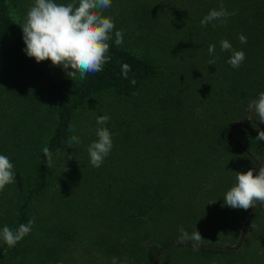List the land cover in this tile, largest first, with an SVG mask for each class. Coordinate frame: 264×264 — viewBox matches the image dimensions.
I'll list each match as a JSON object with an SVG mask.
<instances>
[{"label":"rangeland","instance_id":"1","mask_svg":"<svg viewBox=\"0 0 264 264\" xmlns=\"http://www.w3.org/2000/svg\"><path fill=\"white\" fill-rule=\"evenodd\" d=\"M8 1L13 20L22 24L33 0ZM131 1L112 0V7L104 15L113 17L116 30L123 32V46L135 48L149 57L158 65L159 74L130 99L100 95L76 113L72 127L75 132L71 136L79 137L80 143L73 146L67 143L53 159L51 184L41 199L33 204V213L39 222L50 227L63 224L74 228L81 236L69 255L56 264H109L100 248L97 250L90 241L103 235L106 238L112 236L116 225L110 214L112 198L118 195L119 186H127L125 181L131 180L132 176L136 179L141 165L142 171L146 172L152 161H168L170 165L163 171L159 165L154 166L156 175L159 173V182L177 186L187 177L201 174L199 170L194 172L185 167V162L199 157L191 156L195 143L189 138L202 131L204 134L208 126L218 120H224L226 124H243L257 132L264 130V124H259L254 112L248 109V103L264 91V0H139L150 6L153 16L158 15L159 20H163L164 26L157 28L156 34H150L145 28L136 30L128 26L131 22L125 17H116L117 10L131 9ZM221 3L229 13L235 14L229 16L226 23L213 21L202 27L200 20L210 10H218ZM138 19L144 25L147 23L144 17ZM158 32L160 37H157ZM147 33L150 36L146 37ZM139 34L142 39L138 43ZM241 34L247 38V43L243 44L251 46L247 48L251 51L238 68H233L227 63L231 53L220 50V41L226 39L233 49L241 50L243 44L238 39ZM209 44L215 45L212 56L208 53ZM213 58L215 63L209 65L208 61ZM40 64L56 75L66 76L61 67L53 66L50 61ZM245 66L261 68L260 73L250 75L251 89L257 94L229 106L225 102V83L232 69L240 70ZM225 108L229 110L227 116L223 113ZM102 115L110 117L105 127L124 118L130 123L128 134L131 139L113 143L103 164L96 168L89 162L87 147L97 138L91 130L97 126L96 118ZM235 136L244 148L251 151L243 136ZM256 160L260 161L259 167L264 165V156ZM249 168L258 170L253 163L232 169L229 165L221 167L214 174L216 180L209 185L190 192L185 190L175 199L180 214L168 215L158 221L151 230L152 234L142 242V249L147 251L152 245L159 247L163 242H169L170 247L159 254L158 264H264V206L259 203L255 207V219L250 223L242 245L234 253L194 251L191 242L177 243L178 227L183 226L189 233L198 229L204 237L203 246L235 247L250 209L246 212L232 210L224 205L223 198L234 185L236 172ZM230 227L236 229L230 232ZM120 239L125 241L124 237Z\"/></svg>","mask_w":264,"mask_h":264},{"label":"trees","instance_id":"2","mask_svg":"<svg viewBox=\"0 0 264 264\" xmlns=\"http://www.w3.org/2000/svg\"><path fill=\"white\" fill-rule=\"evenodd\" d=\"M8 2L0 0V155H6L14 165L16 182L0 191V228L7 225L15 229L20 223H27L30 219L33 220V228L15 247L9 248L0 241V264H56L69 255L81 236L74 228L63 224L50 227L39 222L33 213V204L46 193L52 179V166H47L43 147H49L54 159L71 137L70 129L76 113L88 101L100 95L130 99L158 76L159 67L135 48L116 46L113 37L109 42L110 60L104 65L103 71L88 75L83 81L56 75L24 53L21 23L13 20ZM131 2V9L125 7L121 11L117 10L116 17H125L126 21L131 22L128 26L140 31L145 28L150 34H156V29L164 26L158 15L150 13L147 3H140L139 0ZM138 17H144L147 23L144 25ZM149 33L146 37L150 36ZM157 37H160L159 32ZM137 39L139 43L141 34ZM249 47L251 46L243 44L241 50L245 55L250 54L251 50L247 49ZM125 63L131 68L127 73L128 79L122 75V65ZM260 69L245 66L240 70H231L225 83L226 91L224 90L227 94L225 102L229 106L239 100L251 99L257 94L251 89L253 81L250 80V75L253 77L254 73H260ZM133 79L135 84L131 83ZM228 111L224 109L225 116ZM224 122L226 121L218 120L211 127L208 126L204 134L202 131L189 138L195 143L191 156L199 157H192L190 162H185V167L194 172L199 170L201 174L198 177L189 176L177 186L165 181L159 182V173L156 175L154 166L159 165L163 171L170 163L158 159L156 163L150 160L152 163L146 169L147 174L142 171L141 165L136 179L132 176L131 180L125 181L127 186H119L116 193L118 195L112 198L111 204L110 214L116 223L112 236L88 239H93L90 244L97 250L100 248L109 264H112L113 258L116 259V264H155V255L159 252L156 259L158 264L159 254L171 244L165 241L161 246L152 245L145 251L142 249V242L152 234L151 230L162 218L180 214L179 204L175 199L182 196L185 190L190 192L215 181L214 174L221 167L229 165L232 169L243 167L247 163L259 166L260 161L256 159L264 156V141L256 138L258 132L245 125L246 128L236 127V123ZM96 127L92 128L91 134ZM107 127L112 134L113 143L131 139L128 134L130 123L124 118L115 120ZM236 134L247 140L251 151L242 146ZM255 214L254 211L251 222L254 221ZM234 221L237 222V218ZM235 229L236 227H230L229 230L231 232ZM121 237L125 238L124 242ZM199 249L212 254L235 251L209 247Z\"/></svg>","mask_w":264,"mask_h":264},{"label":"clouds","instance_id":"3","mask_svg":"<svg viewBox=\"0 0 264 264\" xmlns=\"http://www.w3.org/2000/svg\"><path fill=\"white\" fill-rule=\"evenodd\" d=\"M112 7V0H33L28 8L23 22L20 25L22 40L25 45L23 51L27 57L37 63L50 61L53 66L61 67L67 77L75 81H83L88 75L103 71L104 65L110 60V41L116 46H122L123 32L116 30L114 18L104 15V12ZM229 13L221 3L219 9L210 10L201 20L200 25L206 27L210 22L220 21L226 23ZM216 25L213 24V27ZM240 43H247L244 35L238 37ZM220 50L230 52L227 63L238 68L245 59L242 50L233 49L232 44L223 39L220 41ZM208 53H215V45H208ZM215 63V58L208 61L209 65ZM70 69V71H69ZM131 71L128 64L122 65V75L128 79L127 73ZM131 83L135 84L133 79ZM248 109L254 112L259 124H264V91L248 103ZM110 117L108 115L96 118V140L88 147L89 162L93 167H100L104 159L109 155L112 147V134L105 127ZM70 131L75 132L74 128ZM258 140L264 141V130L257 133ZM79 137H69V146L79 145ZM47 158V166L53 164V154L45 145L42 149ZM14 165L6 155H0V191L16 182ZM224 205L232 210L248 211L257 203L264 206V165L258 170L249 168L245 171H237L235 183L225 193ZM33 228V220L20 223L15 229L5 225L0 228V241L7 247H15ZM177 241L181 243L191 242L193 250L198 251L203 241L199 230L191 233L183 226L178 227ZM112 264H116L113 258Z\"/></svg>","mask_w":264,"mask_h":264},{"label":"water","instance_id":"4","mask_svg":"<svg viewBox=\"0 0 264 264\" xmlns=\"http://www.w3.org/2000/svg\"><path fill=\"white\" fill-rule=\"evenodd\" d=\"M237 126H241V127L246 128V127H245L244 125H242V124H237L236 127H237ZM246 153H248V152H246ZM258 168H259V166L257 165V169H258ZM255 207H256V206H255ZM255 207H254V208H250V210H249V214H248V217H247V220H246L245 226H244V229H243V231H242V233H241V235H240V238H239L237 244L235 245V247H233V248H226V249L214 248V247H209V248H211V249H219V250H226V251H227V250H229V251H234V250L239 249L240 246H241V244H242V241H243V239H244V237H245V234H246V232H247V230H248V227H249V225H250V223H251V219H252L253 213H254V211H255ZM177 243H179V244H184V243H181V242H177ZM204 247H208V246H203V245H200V246H199V248H204ZM158 253H159V252L156 253L155 258H154L155 264H157V263H156V259H157Z\"/></svg>","mask_w":264,"mask_h":264}]
</instances>
